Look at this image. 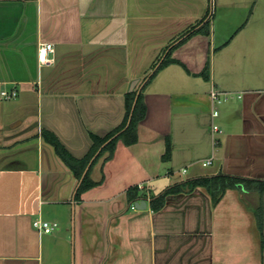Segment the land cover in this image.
<instances>
[{
  "label": "crops",
  "instance_id": "crops-1",
  "mask_svg": "<svg viewBox=\"0 0 264 264\" xmlns=\"http://www.w3.org/2000/svg\"><path fill=\"white\" fill-rule=\"evenodd\" d=\"M261 1L255 11L260 0H249L251 15L264 19ZM207 15L208 0H0V90L18 91L0 97V264H264V69L235 74L233 51L211 61V36H184ZM249 32L244 51L264 52L253 43L264 29ZM43 43L55 49L46 64ZM171 49L180 63L150 80ZM135 80L147 105L138 142L119 140L79 178L44 132L84 159L92 135L123 124ZM213 88L242 98L216 105ZM89 170L97 185L78 196ZM220 175L248 183L217 204L202 187L169 194L159 210L150 204ZM136 186L147 199L130 203ZM143 200L146 209H132ZM38 218L57 229L38 232Z\"/></svg>",
  "mask_w": 264,
  "mask_h": 264
},
{
  "label": "trees",
  "instance_id": "trees-1",
  "mask_svg": "<svg viewBox=\"0 0 264 264\" xmlns=\"http://www.w3.org/2000/svg\"><path fill=\"white\" fill-rule=\"evenodd\" d=\"M208 17L209 13L206 18ZM203 22L204 20H201L198 24H202ZM196 27L197 26L192 27L184 34V36H191L194 33H202L207 36L210 35L211 27L209 20L206 21L198 30L194 31ZM172 50L173 49H171L167 53L166 59L161 63L160 67L153 73L150 80L156 76L158 70L162 67L172 63H180L179 61L171 58ZM207 75L208 67H206V70L203 73V76H205L206 78ZM126 107L127 112L123 124L112 132H110L109 134H107L105 137L92 135V149L90 153L82 160H77L72 157L54 134L45 131L44 139L54 147L57 154L62 158V160L76 172L79 178H81L84 170L86 169L93 157H95L93 165L98 159H100L105 154L107 155L105 161L110 160L113 157L116 145L119 140H121L127 146L136 144L138 142V127L147 115V105L144 99L143 92H140L139 94H137V91L128 92L126 94ZM170 154L171 146L169 140H167V148L165 154L163 155V160L168 161L170 159ZM240 183H248V181L245 179L231 177L227 175H220L212 178H198L183 182L181 184H177L167 189L162 195L158 197L153 196L150 199V204L153 210H159L164 206L165 198L169 194L193 190L198 187L205 188L210 193L213 203L217 204L222 198V196L225 194L226 190L236 188ZM96 185L97 183L93 182L90 179L89 170L81 183V186L78 191V196ZM127 197L130 203H134L141 198H144L145 200L147 199L146 195H140V189L137 186L128 189Z\"/></svg>",
  "mask_w": 264,
  "mask_h": 264
},
{
  "label": "rangeland",
  "instance_id": "rangeland-1",
  "mask_svg": "<svg viewBox=\"0 0 264 264\" xmlns=\"http://www.w3.org/2000/svg\"><path fill=\"white\" fill-rule=\"evenodd\" d=\"M262 5L263 2L260 0L255 11L258 7L262 9ZM253 8L254 5L249 0H208V20L211 26L208 36H211L213 44L216 42V52L213 57L211 56V61L214 58H220L223 49L227 47L228 55L230 51H233L234 58L232 56L226 60L235 74L242 71L245 72L244 76L257 78L256 76L259 74L257 69L259 71L264 69V52L256 51V54H251L254 57L252 58L244 51L251 44L249 30L264 29L263 12L258 17L257 15L252 16ZM259 11L261 12V10ZM255 39L256 41H253L255 47L264 45V36L255 37Z\"/></svg>",
  "mask_w": 264,
  "mask_h": 264
},
{
  "label": "built area",
  "instance_id": "built-area-1",
  "mask_svg": "<svg viewBox=\"0 0 264 264\" xmlns=\"http://www.w3.org/2000/svg\"><path fill=\"white\" fill-rule=\"evenodd\" d=\"M55 51L54 45L51 43H43L40 45L38 50V60L41 64H46L51 61L50 55L53 54ZM18 96V91L16 89L13 90H0V97L4 99H13ZM235 98L241 99L242 95H235L231 92H223L219 89L213 88L210 92V99L211 101L216 105H221L223 103H226L228 101H231ZM214 117L219 116V110L215 109L213 112ZM213 130L215 132H221L218 125L213 126ZM211 161H207L204 163L205 166L210 165ZM132 209H136L134 205H132ZM33 227L38 230V232H44V233H51L54 230L57 229L58 224L57 223H51L49 221H45L43 219H36L32 223Z\"/></svg>",
  "mask_w": 264,
  "mask_h": 264
},
{
  "label": "water",
  "instance_id": "water-1",
  "mask_svg": "<svg viewBox=\"0 0 264 264\" xmlns=\"http://www.w3.org/2000/svg\"><path fill=\"white\" fill-rule=\"evenodd\" d=\"M139 83V80H135L132 85H131V88H130V92L134 91L136 86L138 85ZM147 207V202L145 200L141 201V202H137L135 204V208L138 209V210H144L146 209Z\"/></svg>",
  "mask_w": 264,
  "mask_h": 264
}]
</instances>
